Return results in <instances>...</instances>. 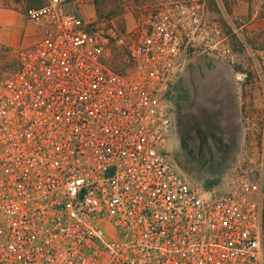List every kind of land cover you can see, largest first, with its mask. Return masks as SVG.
<instances>
[{"label":"built area","instance_id":"built-area-1","mask_svg":"<svg viewBox=\"0 0 264 264\" xmlns=\"http://www.w3.org/2000/svg\"><path fill=\"white\" fill-rule=\"evenodd\" d=\"M72 1L25 9L40 36L0 76V264H264V170L215 192L170 152L205 1L160 2L133 37Z\"/></svg>","mask_w":264,"mask_h":264},{"label":"rangeland","instance_id":"rangeland-1","mask_svg":"<svg viewBox=\"0 0 264 264\" xmlns=\"http://www.w3.org/2000/svg\"><path fill=\"white\" fill-rule=\"evenodd\" d=\"M165 1L73 0L71 6L93 30L133 37L147 12ZM204 1L211 40L190 54L172 89L170 152L190 183L235 191L264 170V0ZM43 2L0 0V76L14 73L19 52L38 40L40 28L25 9ZM262 204L264 218V193Z\"/></svg>","mask_w":264,"mask_h":264}]
</instances>
